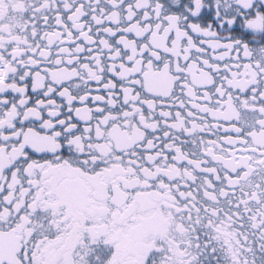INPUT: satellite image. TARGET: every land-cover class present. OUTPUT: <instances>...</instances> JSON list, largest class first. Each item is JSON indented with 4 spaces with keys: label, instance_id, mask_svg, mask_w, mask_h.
<instances>
[{
    "label": "snow or ice",
    "instance_id": "6c2138e0",
    "mask_svg": "<svg viewBox=\"0 0 264 264\" xmlns=\"http://www.w3.org/2000/svg\"><path fill=\"white\" fill-rule=\"evenodd\" d=\"M0 264H264V0H0Z\"/></svg>",
    "mask_w": 264,
    "mask_h": 264
}]
</instances>
